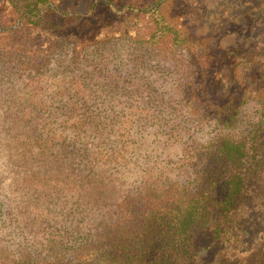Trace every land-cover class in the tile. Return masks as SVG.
Here are the masks:
<instances>
[{
  "label": "trees",
  "instance_id": "1",
  "mask_svg": "<svg viewBox=\"0 0 264 264\" xmlns=\"http://www.w3.org/2000/svg\"><path fill=\"white\" fill-rule=\"evenodd\" d=\"M238 9L235 0H0V45L31 57L24 64L31 74L42 73L46 57L39 55L65 43L74 59L119 36L184 49L190 117L230 128L245 103L264 104V52H243L224 39L233 25L249 29L258 18ZM50 141L39 139L42 151ZM95 148L82 146L80 187L99 197L107 183L95 173ZM186 158L193 169L186 182L155 180L126 192L83 242L5 264H264V118L244 137L221 133L196 144Z\"/></svg>",
  "mask_w": 264,
  "mask_h": 264
},
{
  "label": "rangeland",
  "instance_id": "2",
  "mask_svg": "<svg viewBox=\"0 0 264 264\" xmlns=\"http://www.w3.org/2000/svg\"><path fill=\"white\" fill-rule=\"evenodd\" d=\"M235 1L241 11L264 16V0ZM258 18L249 29L233 25L224 39L243 52H264ZM72 54L65 43L39 55L46 57L42 73L31 74L24 66L31 57L0 45V264L83 242L122 194L155 180L186 182L193 146L221 133L244 137L264 118L259 101L245 103L230 128L191 118L182 93L190 74L184 49H153L119 36L88 46L77 59ZM45 136L51 145L42 151ZM85 142L95 145V173L106 178L99 197L81 191Z\"/></svg>",
  "mask_w": 264,
  "mask_h": 264
}]
</instances>
